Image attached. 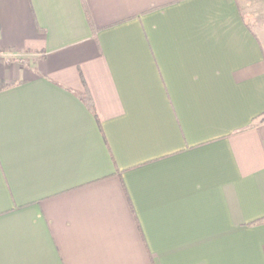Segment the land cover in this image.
<instances>
[{
    "label": "crops",
    "instance_id": "0c3cea01",
    "mask_svg": "<svg viewBox=\"0 0 264 264\" xmlns=\"http://www.w3.org/2000/svg\"><path fill=\"white\" fill-rule=\"evenodd\" d=\"M259 1L0 0V264H264Z\"/></svg>",
    "mask_w": 264,
    "mask_h": 264
},
{
    "label": "trees",
    "instance_id": "16d2710c",
    "mask_svg": "<svg viewBox=\"0 0 264 264\" xmlns=\"http://www.w3.org/2000/svg\"><path fill=\"white\" fill-rule=\"evenodd\" d=\"M5 51H14V48H8ZM15 83H17V82H11L10 83V82L1 81L0 82V89L1 88H6V87L11 86V85H13ZM81 98L87 103V105L89 106V109L94 111V109H93L94 108V103H93V99H92L91 94L89 92H86V93L84 92L83 94H81ZM98 120H99V123H100V119H98ZM260 121H264V117L261 118ZM261 221H263V219H260L257 222H261Z\"/></svg>",
    "mask_w": 264,
    "mask_h": 264
},
{
    "label": "rangeland",
    "instance_id": "374dc122",
    "mask_svg": "<svg viewBox=\"0 0 264 264\" xmlns=\"http://www.w3.org/2000/svg\"><path fill=\"white\" fill-rule=\"evenodd\" d=\"M246 1H254V0H246ZM258 3H261L259 0H255ZM258 5V4H256ZM249 12V11H248ZM252 13H249L250 18L252 19V26L257 31V33L261 36V38L264 40V13L260 14V16H256L253 20V17L251 15Z\"/></svg>",
    "mask_w": 264,
    "mask_h": 264
}]
</instances>
